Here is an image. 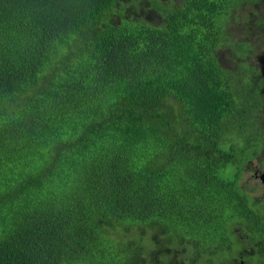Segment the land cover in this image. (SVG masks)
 <instances>
[{
    "label": "trees",
    "instance_id": "16d2710c",
    "mask_svg": "<svg viewBox=\"0 0 264 264\" xmlns=\"http://www.w3.org/2000/svg\"><path fill=\"white\" fill-rule=\"evenodd\" d=\"M139 1L0 0V264H264L262 0Z\"/></svg>",
    "mask_w": 264,
    "mask_h": 264
},
{
    "label": "rangeland",
    "instance_id": "374dc122",
    "mask_svg": "<svg viewBox=\"0 0 264 264\" xmlns=\"http://www.w3.org/2000/svg\"><path fill=\"white\" fill-rule=\"evenodd\" d=\"M139 2L141 7H146L145 0H141ZM260 2L261 3L259 4H246L245 6H243L236 14L230 17V22L228 21L229 26L227 27V30H229L232 33L233 39H236L237 41H245V40L251 41L255 44V47L258 49V51L264 48V34L257 36L255 30H253L254 25H251L250 20L251 18H255V20L257 21L258 18L261 19L264 16V0ZM141 11H143L142 8ZM151 19H153V16ZM228 53L229 52L227 51V49L224 48V50H221L218 55H221L224 64L228 68L233 69L235 65H233L230 62V55ZM261 59L262 58L259 54L257 57L251 59L250 63L255 67L256 65H258L261 68V64H260ZM245 69L247 68L245 67ZM262 70L264 71V68ZM248 73L253 75V77H252V81L246 84L245 87L246 93L251 94L253 96L252 102H254L257 106L260 105V108H258L257 123L263 129L262 133H264V120L263 119L260 120L259 118L260 115L264 116V111L262 109V105L264 102V89H263L262 97L259 98V92L262 88V84L258 77V74L255 71H251V70H249ZM248 73L245 74L247 77H248ZM250 132H254V131L246 129L245 133H243L240 130L233 129L230 131L229 134L234 138V139L231 138L232 142L238 143L240 146H243L246 142H249L254 147L259 146V140L253 138L250 135ZM260 157L263 161V163L260 164V168L261 170H264V150H262V154L260 153ZM256 166L258 167L259 165ZM252 176H254L253 173L249 171H245V175L243 177V180L241 181V184L246 188H256L258 194H263L264 189L262 187V183L260 179L257 178L259 180L253 181ZM262 200L264 201V198Z\"/></svg>",
    "mask_w": 264,
    "mask_h": 264
},
{
    "label": "clouds",
    "instance_id": "9594fccd",
    "mask_svg": "<svg viewBox=\"0 0 264 264\" xmlns=\"http://www.w3.org/2000/svg\"><path fill=\"white\" fill-rule=\"evenodd\" d=\"M263 68L264 67L261 66V69H263ZM262 72H263V70H262ZM262 109L264 111V102H263V105H262ZM258 126H260V125L258 124ZM261 130H263V129L261 128ZM260 140L264 143V137H260ZM262 150H264V146H263ZM261 154H262V151H261ZM256 159H258V158H253L252 160L248 161L247 165H251L256 170V174L258 176H260L259 179H260V181H261V183L263 185V189H264V184H263V181L261 180V178L264 176V170H261V168H260V164L261 163H260L259 159L258 160H256ZM256 165H259V166L257 167Z\"/></svg>",
    "mask_w": 264,
    "mask_h": 264
},
{
    "label": "water",
    "instance_id": "95a60500",
    "mask_svg": "<svg viewBox=\"0 0 264 264\" xmlns=\"http://www.w3.org/2000/svg\"><path fill=\"white\" fill-rule=\"evenodd\" d=\"M261 180L263 181V184H264V176L261 178Z\"/></svg>",
    "mask_w": 264,
    "mask_h": 264
},
{
    "label": "flooded vegetation",
    "instance_id": "af4514ba",
    "mask_svg": "<svg viewBox=\"0 0 264 264\" xmlns=\"http://www.w3.org/2000/svg\"><path fill=\"white\" fill-rule=\"evenodd\" d=\"M263 76H264V71H263Z\"/></svg>",
    "mask_w": 264,
    "mask_h": 264
}]
</instances>
